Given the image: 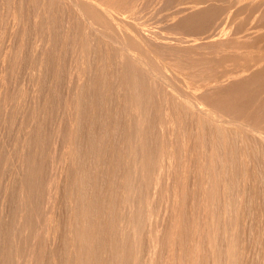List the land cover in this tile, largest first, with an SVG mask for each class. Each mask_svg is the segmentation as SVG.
<instances>
[{
    "label": "bare ground",
    "instance_id": "obj_1",
    "mask_svg": "<svg viewBox=\"0 0 264 264\" xmlns=\"http://www.w3.org/2000/svg\"><path fill=\"white\" fill-rule=\"evenodd\" d=\"M25 1L33 2L30 3V5H38V10H34L33 8L34 13L31 17L29 14L32 13L28 10L27 16L29 15V18L26 17V20L23 18L18 21L15 19L18 15H13L14 19H11V15L9 21L12 20V23L10 21L8 26H0V43L6 42L7 39H10L12 42L14 40L13 37L18 33H28L25 35H27V37L29 36V40L31 39L28 47L29 55L33 60L37 59L40 61L38 77L36 79H31L32 82L33 80H38V84L36 83L38 87H35L36 84H33L29 80L36 89L39 88L40 83L42 84L40 86L43 87L46 80L51 79L50 81L56 82L57 79L61 77V68H66V60L64 61L62 59V52L60 51H63L65 48L64 52L66 56L69 55L67 54L68 52L71 53V58L69 60L71 64L69 65L67 63L70 69L67 67L68 73L63 71V74L65 73V77L68 76L67 82L69 91H73L71 93L74 94V96L71 95V97L73 96L75 99L76 108L74 109H76V115L82 116L83 120L89 123L90 126L86 128V131H96V127H98L101 132L102 129L101 137L107 140L106 146H108L109 143V146L111 144L110 149L113 151L119 148L124 152L123 156L121 154V158L119 154H117V156H119L118 160H113L111 158L110 162L105 161L101 157L103 161H100L103 163H111V165L113 164L112 167H115L114 164H116L117 170L114 169L113 171L118 173L116 174L118 177H116L111 170L113 173H110L115 177L117 182H111L110 180L112 183L110 184L108 181H105L108 182V184L101 188L102 181L99 183L100 173L107 164H105L103 168L102 163L100 164V161L98 162L96 160L99 166L102 167V169L100 168L102 171H98L100 169L99 167L97 169L98 165H96L97 163H94L93 160L92 162L94 165L92 166L94 167L91 168L88 158H90L89 156L92 157L94 154L91 153V155H89L87 151L89 152L90 149L88 147V149L85 150V146L84 153L80 155L76 152V154L72 155V158H70L72 164H70L71 168L69 165L68 169L71 171H69V175L72 176L70 177V188H67L69 190H67L69 192L68 200L67 197H62L66 199V204H68L69 215L67 214V218L70 216V220H66L68 223L65 222L67 223L66 226L63 225L65 227H63L65 230L63 237L67 241L65 245L67 247L64 246L67 257L64 259L63 255L60 257L58 256V254L63 251H61L59 244L61 239H59L58 243V237L56 235L52 238L50 237L52 235H49L47 237L48 239H46L48 241L47 243H44L45 241L41 238L42 242L50 251L51 263L264 264V257L258 259L254 256V252L253 254L250 253L251 249L255 247L250 248V244L246 243L249 244L248 247L250 248L247 249L245 245V234L247 235V227H245L247 225L246 220H248L249 214H252L250 210L253 208L250 206L251 200L253 201L250 194L252 193V189H254V192H257V195L261 194V191L264 193V187L262 188L261 186V183L264 185V43L262 42L264 41V0H235V11L233 10V13H235L238 19L246 13L247 19L243 17L240 19L241 21L237 19L240 21L238 22L239 25L229 33L221 31L224 27L227 29L229 25H225L227 21L230 20L229 9H227L229 14H224V10L226 9V2L224 0H188L189 2H185V0H170L169 6L167 4L165 5V0H18V3L22 5ZM30 5L28 4V6ZM10 6L12 5L10 4ZM228 6L229 5H227V7ZM233 6L232 4L229 8H233ZM12 7H14V5ZM61 10L67 11L68 15H65L68 16V19H66L67 22L64 19L67 23L66 25L64 24L65 22L62 23L67 26V29H65L63 25L65 30L62 28L64 33L62 31L61 34L64 36H62V42L60 41L61 46H58V37H60L58 33L61 29L58 32L59 25H57L58 19L55 13ZM11 13H13V10ZM22 13L24 12H21L19 17ZM64 13L62 12V14ZM125 13H130L131 16H123ZM23 16L24 15L21 17ZM232 17L231 19L234 21L235 18L234 16ZM142 18L153 19L155 23L152 25V20H149L151 23L147 21L149 25H146L144 24L146 22H143L146 21L144 19L142 21L143 24L142 22L137 23L138 20ZM30 19L32 23L29 22ZM249 19H253L252 22L254 21V23L251 22V24ZM233 21H230L232 25L235 24ZM176 31H181V33L183 32L184 34L176 33ZM38 34H41L40 39ZM23 39L25 40V38ZM67 39L71 40L69 41ZM52 40H54L55 45L52 44L54 46L51 47L47 42L49 41L51 43ZM224 42L231 44L246 43V45L248 44L247 47L257 51L250 57L248 54H244L246 51L242 53V47L239 49L237 47L236 51L232 53L228 52L229 56H242L248 61L247 64L239 65L240 61H236L239 63L237 64L239 67H224V73L220 72L222 74H218L217 71L219 70L214 71L216 67L213 68L216 65L215 61L214 66L212 65L214 70L212 68L211 70L215 73L217 72V74H210L209 71L206 73L202 71L200 73L201 69H203L200 66L203 67L204 63H202V54L198 52V50L200 48H205L206 45H210L211 47L213 44L216 46V43L220 44ZM46 44L49 47H47ZM6 47L8 46L6 45ZM216 47H220L219 50L225 48L219 45ZM216 47H214L213 50H215ZM227 48L228 47H226V49ZM20 49L21 48H19V50ZM53 49L59 50L60 60H63H61V64L58 62H55V64L54 60L51 59L53 57ZM229 49L230 48H228L227 51H229ZM237 49H241V52L237 51ZM6 50H3L4 54H9L10 56V52L8 53L9 49ZM206 50L205 52H209ZM230 50H232V46ZM5 51L8 54L5 53ZM22 51L17 52L21 53ZM0 52L3 53L2 51ZM217 52L221 53L222 51L219 52L217 50ZM212 53L209 54V56L216 55L218 57L217 54H214V52ZM4 54H2V56ZM15 55L17 56V54ZM22 55H24V52ZM91 55H97V60H99L96 62L97 65H95V73L92 72L95 74V80L93 81L94 90L92 94L88 92L93 89L89 88L91 87L89 82L92 80L90 81L89 78H91V76H88L91 74V67L93 66L89 64ZM198 55L201 57H198ZM205 55V57H209L208 53H205ZM67 57L64 59H67ZM78 57L81 63H78L76 68L77 71L74 72L73 69H75V65L79 62L76 61ZM27 58L29 60V57ZM75 58L76 60L74 61ZM212 59H215V56L214 58L212 57ZM212 59L210 60L212 61ZM11 60L14 61V59H10V62H7H9L12 67L13 64ZM50 60H53V65L51 66L49 65ZM213 62L214 61H212V63ZM3 63L4 61L1 65H3ZM31 64H33V62H31ZM37 64H34L35 67ZM34 65H32V71H35L33 70ZM170 66L197 68V71H195L199 73L195 72L196 75H194L198 79L197 85L192 87L187 85L188 82L186 83V79H188V77L186 78L183 74L184 78L183 76H179L180 73L173 71ZM5 67L6 68H2L7 69V66ZM29 67L31 68V66ZM208 68L209 67L206 65V69H204L207 71ZM28 69L29 68H27V70ZM87 70L90 72L89 74H87ZM36 71L38 72V70ZM33 73L30 71L28 77L37 76H29ZM73 73H75L76 76L73 75ZM4 74H2V77ZM5 76L6 75H4V77ZM113 78L117 81L116 85L112 83ZM62 79L65 81L64 77ZM62 79L58 82L62 81ZM1 80L2 78H0V81ZM2 81L5 82V80ZM50 81L47 83H50ZM194 81L193 83L195 84L196 81ZM51 85H54V83ZM113 86L117 89L116 92H118L116 95L118 104L116 105H114L115 100L112 101V99L116 98L110 96L112 95L111 89H113ZM56 89L59 88L56 87ZM80 89H86L85 93L81 91L85 95L80 96ZM31 91L30 93L32 95L33 90ZM31 95L30 98L32 100L35 96L31 97ZM47 96H49L48 93ZM95 96L97 97L98 107L101 106L102 108H106V104L109 105L107 102L110 100V102H114L113 105L115 107L122 108V110H120L127 113V119L122 122L116 121L117 119H115L114 112L115 118L113 119H115V121H111L107 118L108 112L104 111L105 108L103 109V112H105L103 115L104 118L100 116L101 112L98 113V111H96L99 108L97 109L95 106L97 105ZM46 98L45 101H49L46 100ZM85 98H89L88 100L90 101L89 103L86 101V106H84L85 104L82 105V101L85 100ZM65 99H63V105L66 104ZM31 100L30 102L33 101ZM52 101L50 99V103ZM46 103L45 106L47 105ZM50 103L48 105H50ZM45 106L43 107L45 108ZM52 106L50 105V107ZM66 106H68V103ZM13 107L15 106L13 105ZM115 107L112 109L115 110ZM102 108H100V110H102ZM69 110L70 109H68V111ZM120 110L119 113H121ZM111 113L113 115L112 111ZM111 113L109 114L111 115ZM46 114L45 116H47ZM96 114H99V116L103 118H101L102 121L101 119L98 120L100 122L98 126L95 120L99 116H96ZM117 115L118 114H116V116ZM40 117L43 118V116ZM71 117H69V120ZM33 120L35 121V119ZM73 120L70 121V123L73 122ZM45 121L47 122V120ZM78 122L79 121H77V123ZM27 123V125L24 123L25 125L23 127L26 126L27 128L29 122ZM31 123H33V121ZM78 124L82 123L79 122ZM30 125L32 126V124ZM30 125L28 126L30 127L29 130L26 131V133L24 132V139L22 140L24 144L30 143L34 146L36 143V134L38 132L36 131L35 134V131L32 130ZM65 125L68 124L66 123ZM65 125H63V127ZM83 126V129H85V124ZM18 127L21 126L19 125ZM75 128L76 126L72 129L73 131L71 133L74 132ZM10 130L12 129H9V131ZM62 130L65 131L63 128ZM9 131L7 133L10 134ZM42 131L39 137L41 135H46L45 132H43L45 134H41ZM63 131H60V133H64ZM4 133H6V131ZM68 134L69 133L65 136H68ZM73 134L71 135L72 137ZM76 134V139H78L79 134H77L78 136ZM22 135L23 134H21V136ZM83 135H86V133ZM71 136L69 135V138ZM93 136L92 139L98 137V135L95 136L94 134ZM42 137L40 139L43 140ZM72 137L71 143H73ZM89 137L91 138V136ZM105 137H107V139H105ZM47 141H49V138ZM102 141V139L101 141L98 139L97 142L95 140V144H91V141L89 142L92 147L95 146L94 148H98L99 150L95 149V151H98V153H95L96 157L102 155L100 154V150L103 145L105 146V142ZM40 142L41 140L39 143ZM40 145H42V147L38 148V150L40 149L39 153L41 157L39 159L37 158V149H35L34 154H19V151L16 149L20 157L18 158L20 160V163H18L20 168L18 170H22L25 173L20 177L18 183V185H20L19 187H21L18 191L21 192L20 200L22 203L21 212L20 215H18L20 219L18 220L19 224L23 226L24 229H28L27 226L38 227L40 224H45L42 230H44L43 228L48 229L46 225H49V223L52 224L51 221L54 218L53 216L57 213L56 210L55 214L51 216L55 211H53V209L57 205L56 201L59 197L58 189L62 182L60 183L58 180L60 175L58 174L59 177H57V173L54 171L53 160H51L53 163L51 162L50 172L47 169V163L50 162L49 155L52 150H46L43 146L44 144ZM96 145L98 147H96ZM9 146H11V144ZM36 146H38V144ZM25 147L26 146L23 147V150H25ZM92 147L91 149L94 151ZM106 148L105 150L107 151ZM16 150H14V152H16ZM65 154L67 155V153ZM104 154H107V152L105 153L104 151ZM65 157L63 156L64 161L66 160ZM99 157L97 158L98 160ZM108 157L106 156V159ZM114 157L116 159V155ZM18 159L16 160L18 161ZM60 161L62 162V160ZM67 167L68 166H66V168ZM63 169L65 168L63 167ZM105 169L108 170V168ZM57 171H59V169ZM60 172H62L61 175L63 176L62 168ZM111 175L109 177H111ZM252 176L253 178H251V181L250 177ZM64 178H66V176ZM60 179L62 180L63 178ZM112 180H114V178ZM67 182H69V180H67ZM62 187H65V185ZM63 191L66 192V190ZM65 192L60 195H65ZM60 200L58 203L63 201ZM255 201L257 202V200ZM2 206L3 205H1V207ZM259 206L260 205H258V208H260ZM60 207L62 206L60 205ZM255 208L256 206L252 212L254 210H259ZM12 211L14 213L16 210ZM2 214L3 213H1V215ZM72 218L73 220H71ZM15 220H17V218ZM13 221L14 220H12V222ZM56 221L59 223L61 220ZM6 222L5 224H8ZM62 222L64 223V221ZM251 224L253 225L254 223ZM9 225H11V223ZM259 225L260 223L258 226ZM261 225L264 227L263 224ZM53 226L54 225H52V227ZM59 226L61 225L59 224ZM18 227L19 226H17V230ZM52 227H50V231ZM250 227L249 229L251 230ZM58 228L56 227L54 229L57 231ZM21 230H23L22 227ZM36 230L38 229L36 228ZM241 230H243V232H240ZM12 231H14L13 228L11 232ZM16 231H14V234H17L15 233ZM32 231L33 230H31V233L33 235ZM1 232L5 233L6 231ZM258 232L261 231L259 230ZM8 233L6 235L7 237L9 236ZM252 234L254 235L255 233ZM261 234L264 235V232H261ZM4 235L1 234L0 237L5 238L2 237ZM10 235L12 236L13 234ZM6 240L9 239L7 238ZM13 240L16 241L15 238ZM9 241L12 243L11 240ZM31 241L33 242V240ZM257 241L259 242L260 239ZM257 241L255 242L257 243ZM5 242L3 240L2 244L4 245ZM16 242L18 243V241ZM34 246L30 247L24 264H42L41 259L43 257L40 258L38 254H36L40 252L39 250L35 251L36 253L34 252L36 249V247L34 249ZM6 247L4 246L5 249ZM257 249H260V247ZM6 250L8 251V249ZM10 250L11 249H9V251ZM7 251L4 252L3 249H0V264L8 263L6 258L8 255H5V253H8ZM17 251L19 250L17 249ZM44 252L45 255L48 253L46 251ZM17 253L20 254V252ZM62 260H66L65 263ZM10 264H12V261Z\"/></svg>",
    "mask_w": 264,
    "mask_h": 264
},
{
    "label": "rangeland",
    "instance_id": "obj_2",
    "mask_svg": "<svg viewBox=\"0 0 264 264\" xmlns=\"http://www.w3.org/2000/svg\"><path fill=\"white\" fill-rule=\"evenodd\" d=\"M5 1V2H4ZM16 1V2H15ZM167 1V2H166ZM189 1H193V0H189ZM188 0H185V2H189ZM225 2H226V4L225 3H222V4H225L226 5V9L224 10V14L225 15H227V14H229V11H230V14H229V16H230V20L229 21H227V23H226V25L225 26H227V25H229V26H227V29L224 27L221 31H224V32H226V33H229L230 31L232 32L233 31V29H235L238 25H239V23L238 22H240L241 20L240 19H242V17L243 18H246V16H247V14L246 13H244L243 15H242V17H240V19H238L236 16H235V13H233L234 11H235V0L233 1V0H224ZM26 2V4H27V2L28 1H25ZM25 2L22 4V5H20L19 3H18V0H0V22H2V23H0V26H2V27H5V26H8L9 25V22L11 21V23H12V20H10L9 21V18H11V15H12V18L11 19H14V16L16 15H18L17 16V18L15 17V19H17L18 21L19 20H21V19H23L24 18V20H26L27 18L26 17H28L29 15H30V17L33 15V8H34V10H38V5H36V4H31L30 5V3H33V2H28V4L30 5V6H28V4L26 5L25 4ZM139 2V1H138ZM222 2V1H221ZM231 2H233V3H231ZM10 4L13 6L14 5V7H12V6H10ZM168 5L169 6V4H170V0L168 1V0H165V5ZM234 5L233 6V8H229L230 7V5ZM35 5H36V7H35ZM227 5H229L228 7H227ZM6 6V7H5ZM16 6V7H15ZM10 7V8H9ZM232 7V6H231ZM6 8H8V9H6ZM20 8H23V9H20ZM26 8V9H25ZM32 10H31V9ZM16 9H17V12H16ZM227 9H229V11L227 12ZM12 10H13V13H11L12 12ZM28 10H29V12L30 13H32V14H29L28 16H27V13H28ZM232 10V11H231ZM234 10V11H233ZM7 11H10V12H7ZM64 11H65V13H64ZM2 12V13H1ZM17 14H16V13ZM21 12H24V13H22V15H24L23 17H21L22 15H20V17H19V14H21ZM62 12L64 13V14H62ZM233 15H232V14ZM6 14V15H5ZM10 14V15H9ZM59 14V15H58ZM60 14H62V15H60ZM68 15V13H67V11L66 10H61V11H59V12H57V13H55V16L57 17V25H59V29H58V32L60 31V29H61V31L58 33V34H60L59 36L60 37H58V39H59V44H57L58 46H61V44H60V41L61 40H63L62 39V36H64V35H62L61 33H62V31H63V33H64V30L65 29H67V26H65L67 23V20L66 19H68V16H66V15ZM125 14H127V15H125ZM123 16H131L130 15V13H125ZM14 15V16H13ZM58 15V16H57ZM63 15H65V16H63ZM10 16V17H9ZM61 16V17H60ZM62 16H63V18H62ZM232 16H234V21H233V19H231V18H233ZM29 18V17H28ZM63 19V21H62V19ZM251 18V17H250ZM60 19H61V21H60ZM64 19H65V21H64ZM143 19L144 18H142V19H139L138 20V22L137 23H141L142 21H143ZM240 20V21H238V20ZM247 19V18H246ZM5 20H7V21H5ZM144 20H146V21H143V22H146V23H144V24H146V25H149V24H147L148 22L147 21H149L150 19H144ZM152 20V21H151ZM150 21L152 22H150L149 21V23H151L152 25L155 23L154 22V20L153 19H151ZM233 21V23H235V24H233L232 25V22H230V21ZM250 20V23L252 22V20L253 19H249ZM248 20V21H249ZM29 22H31L32 23V21H31V19L29 20ZM63 22H65L64 24H62ZM136 22V21H135ZM143 22H142V24H143ZM228 22H230V23H228ZM59 23V24H58ZM61 23V24H60ZM252 23H254V21L252 22ZM251 23V24H252ZM5 24V25H4ZM150 24V25H151ZM61 25H62V27H61ZM63 25H64V27H65V29H64V27H63ZM231 26H232V28H231ZM249 26H250V24H249ZM64 30H63V29ZM22 33V32H21ZM21 33H18L17 35H15L14 37H13V41L11 42V40L10 39H7L6 40V42H4L8 47H6V45L3 43V42H1L0 43V51H2L3 53H1L0 52V67L2 66V67H4V68H6L5 66H7V69H4V68H0L1 69V75H0V78H2V80H5V82H3L2 80L0 81V235L1 234H5L4 236H2V237H5V238H1L0 237V249H3V251L4 252H6L7 250L6 249H8V253H5V255H8L6 258H7V264H10L11 263V261H12V264H24L25 263V261H26V257H27V254H28V251H29V249H30V247L31 246H34V249H35V247H36V249L34 250V252L35 251H40V252H38V253H36V254H38V256L40 257V258H42L41 260H42V264H52L51 263V260L52 259H50V251L48 250V247H46V245L44 244V243H47L48 241L46 240V239H48L47 237L49 236V235H52V236H50L51 238L54 236V235H56L57 237H58V243H59V239H61L60 240V247H61V251H63L62 253H59L58 254V256L60 257V256H62L63 255V258L65 259L66 257H67V254H66V249H65V247H67V246H65L66 244H67V241H66V239L63 237V234H64V226L63 225H65L66 226V224L68 223V221L70 220L69 218H70V216H69V218H67V214H68V204H66V199H63V198H66L67 197V200H68V196H69V188H70V177L72 176V175H69L70 174V170L68 169L69 168V165L70 164H72V160L70 161V158H72V155H75L76 154V152H77V154H80L81 155V153H84V146H85V150H87L88 149V147H89V149H90V151L88 152L87 151V153L89 154V155H91V153H93L94 155L93 156H95L96 157V152L98 153V148H94L95 146H91V144L92 143H94L95 144V140H96V142L98 141V139L101 141V139L103 140L102 142H105V146L107 145V140H104L102 137H101V135H102V129H101V132H100V128H98V127H96V131L95 130H90V131H86L87 129L86 128H88V126H90L89 125V123H86V121L85 120H83V118H82V116H78V115H76V109H74V108H76V104H75V99L73 98V96H74V94L73 93H71V92H73V91H69V85H68V79H67V77H65L66 75H65V73L63 74V71L64 72H66V73H68V68H69V66H68V64L70 65L71 63H70V58H71V53H67V54H69V55H65V52H64V50H65V48H64V50L63 51H60V52H62V56L61 57H63L62 59L66 62V68H61V74H60V76L61 77H59V79H57V81L55 82H52V81H50L51 79H49V80H46L45 82L47 83V82H49L50 81V83H44L45 85H43V87H41L40 85H42L41 83L39 84V88L38 89H36L35 87H38V80H33V82H32V80L31 79H33V78H37L38 77V74H39V69H38V67L40 68V61H38L37 59H32V57L29 55V50H28V47H29V43H30V40L28 39V37H27V35H25V34H28V33H26V32H23L22 34ZM176 33H179V34H184L183 32L181 33V31H176ZM20 34H21V36H20ZM23 35V36H22ZM41 34H38V37H39V39L41 38V36H40ZM26 36V37H25ZM182 36V35H181ZM25 38V40L23 39V38ZM46 37H47V35H46ZM33 38V37H32ZM12 39V38H11ZM67 40H71V39H67ZM9 41V42H8ZM68 41V42H69ZM62 42V41H61ZM263 43H264V41H262ZM48 43V45L49 46H54L55 45V42H54V40H52L51 41V43L48 41L47 42ZM70 43V42H69ZM52 44H54V45H52ZM218 43H216V46H223V47H225V48H223V50H222V48H221V50H219L220 49V47L218 48V47H216L215 46V44H213V45H211V47H210V45H206V47L205 48H200L199 50H198V52H201V54H202V58H203V60H202V63H204L203 64V67L202 66H200L201 68H203V69H201V71H200V73L202 72V71H204L205 73L206 72H208L209 71V73L210 74H212V73H215L214 71H216V70H219V71H217L218 72V74H222V73H220V72H223L224 73V67L225 68H228V67H232V66H237V64H239L238 62L240 61V64L239 65H242V64H247L248 63V61L247 60H245L242 56H236V57H232V56H229V53L231 52H233V51H236V48L238 47V49L239 48H241L242 49V53H244L245 51V53L244 54H248L250 57L253 55V53L254 52H256L257 50H253V48L251 49L250 47H247V45H246V43H243V44H234V43H220V44H218ZM230 44V45H229ZM260 44V43H259ZM2 45V46H1ZM47 44H46V46L47 47H49ZM239 45H240V47H239ZM231 46H232V50H230L231 49ZM2 47V48H1ZM4 47V48H3ZM203 47V46H202ZM208 47H210V48H208ZM214 47H216V49L220 52V51H222L221 53H218L217 52V50L215 49V50H213V48ZM226 47H228V48H230L229 49V51H227L228 50V48L226 49ZM19 48H24V49H20L19 50ZM59 48V47H58ZM9 49V51H8V53L10 52V56H9V54L6 52L7 50ZM206 51H209V52H205V50ZM212 51H211V50ZM226 49V50H225ZM237 49V51H239V52H241L240 50H238ZM3 50H6L5 51V53H7L8 55H6V54H4V51ZM17 51H22L21 53L23 54V52H24V55H22L21 53H19V52H17ZM69 51H71V50H69ZM226 51V52H225ZM60 52H59V50L58 49H56V50H54L53 49V53H52V55H53V57L51 58V59H53L54 60V63L55 62H58V63H62V61L60 60ZM203 52H204V55H205V53L207 54L208 53V56H209V54H211L212 52H214V54H217L218 55V57L216 56V55H210L208 58H209V60H208V58L207 57H205V56H207V55H203ZM211 52V53H210ZM216 52V53H215ZM229 52V53H228ZM2 54H4L3 56H2ZM12 54V55H11ZM15 54H17V56L15 55ZM21 54V55H20ZM65 56H64V55ZM213 54V53H212ZM221 55V56H220ZM7 56H9V57H7ZM29 57V60H28V58L27 57ZM97 55H91L90 56V58L91 59H89V64L92 66L91 67V74H89L90 72L87 70V74H89L88 76H91V78H89V80L91 81V82H89V85H91V87H89V88H93L91 91H88V92H90L91 94H92V92H93V90H94V86H93V81L95 80V74H93L92 72H94L95 73V65H97L96 64V62H98L99 60H97V58L98 57H96ZM214 56H215V59H212V57L214 58ZM17 57V58H16ZM67 57V59H64V58H66ZM95 57V58H94ZM198 57H201V56H199L198 55ZM19 58V59H18ZM31 58V59H30ZM94 60H93V59ZM207 58V59H206ZM10 59H14V61H12L11 60V63L13 64V66H14V68H13V66L11 67L10 66V64H9V60ZM210 59H212V61H214L213 63H212V61L210 60ZM239 59H241V60H239ZM1 60H3L4 61V63L5 64H7V65H5L4 63H3V65H1V63L3 62V61H1ZM53 60H50L49 61V65L51 66V65H53ZM67 60H68V62H67ZM76 60V58L74 59V61ZM96 60V61H95ZM209 61V63H208V61ZM227 60V61H226ZM7 61H9V62H7ZM30 61V62H29ZM61 61V62H60ZM76 61H79V62H77V64L75 65V69H73L74 70V72H76L77 71V65H78V63H81L80 62V58L78 57L77 58V60ZM90 61H92L93 62V64H92V62H90ZM205 61V62H204ZM211 61V62H210ZM215 61H216V65L214 66V64H215ZM229 61V62H228ZM236 61H238V62H236ZM31 62H33V64H31ZM38 65H36V67H35V63ZM64 62V63H65ZM219 62V63H218ZM227 62H228V64H229V66H228V64H227ZM230 62H231V65H230ZM14 63H17V64H14ZM57 63V64H58ZM68 63V64H67ZM75 63V62H74ZM212 63V64H211ZM11 64V65H12ZM29 64V65H28ZM56 64V63H55ZM27 65V66H26ZM32 65H34V67L36 68H34L33 67V70H38V72L36 71V73H35V71H32ZM206 65H207V67H209L208 69H207V71L205 70L206 69ZM209 65V66H208ZM212 65L214 66L213 68H215L216 67V69L214 70L213 68H212ZM239 65L237 66V67H239ZM29 66H31V68L29 67ZM68 67V68H67ZM220 67H222V68H220ZM12 70H11V69ZM27 68H29L28 70H29V72L31 71V73H33V74H30L29 76H31V75H37V76H31V78L30 77H28V70H27ZM94 68V69H93ZM170 68L173 70V71H176V72H179L180 74H179V76H185L186 78L188 77V79H186V83H187V85H189V86H195V85H197V81H198V79L194 76V75H196V73H199V72H196L197 71V68L196 69H194V68H180V67H178V66H174V67H172V66H170ZM205 68V69H204ZM211 68L214 70H211ZM218 68V69H217ZM3 69H4V71H3ZM31 69V70H30ZM70 69V68H69ZM178 69V70H177ZM184 69V70H183ZM193 69V70H192ZM199 69V68H198ZM183 70V71H182ZM187 70V71H186ZM196 70V71H195ZM200 70V69H199ZM12 71V72H11ZM193 71V72H192ZM213 71V72H212ZM28 72V73H27ZM196 72V73H195ZM217 72L215 73V74H217ZM5 73V74H4ZM27 73V74H26ZM192 73V74H191ZM2 74H4V75H6L5 77H4V75H3V77H2ZM183 74V75H182ZM24 75V76H23ZM64 75V76H63ZM68 75V74H67ZM73 75H75V73H73ZM76 76V75H75ZM184 76H183V78H184ZM7 77V78H6ZM23 77V78H22ZM27 77V78H26ZM64 77V79H65V81L62 79ZM93 77V78H92ZM25 78V79H24ZM62 79V81H60V82H58L59 80H61ZM21 79H23V80H21ZM190 79H191V82H190ZM21 80V81H20ZM29 80L33 83V84H36L35 85V87H34V85L31 83V82H29ZM88 80V81H89ZM196 82H195V81ZM9 81V82H8ZM193 81L195 82V84L193 83ZM19 82H20V84H19ZM27 82V83H26ZM67 82V83H66ZM2 83V84H1ZM22 83V84H21ZM30 83V84H29ZM54 83V85H51V84H53ZM63 83V84H62ZM66 83V84H65ZM113 84H115L116 85V83H117V81L113 78V82H112ZM28 84H29V88H28ZM32 84V85H31ZM15 85V86H14ZM17 85V86H16ZM50 87H49V86ZM64 85V86H63ZM5 86V87H4ZM26 86V87H25ZM68 88H67V87ZM18 87V88H17ZM23 88V91H22V88ZM32 87V88H31ZM56 87H58L59 89H56ZM9 88V89H8ZM14 88V89H13ZM16 88V89H15ZM27 88V89H26ZM113 89H111V92H112V95H110L111 97H113V98H116V99H112V101H114L115 100V103L114 102H112V104H111V102H110V100L107 102L109 105H107L106 104V108L105 107H98V102H97V97L95 96V98H96V102H97V105H95L96 107H97V109L98 110H96V111H98V113L99 112H101L100 114V116H102L103 117V115H104V113L107 111L108 112V114H107V118H109L111 121H115V119H117L116 121H125L127 118V113L124 111V112H122L121 110H122V108H119V107H115L114 105H116V104H118V99H117V93L118 92H116V88L113 86L112 87ZM20 89V90H19ZM25 89V90H24ZM33 90V96L31 95V93L30 92H32L31 90ZM48 89H49V91H48ZM63 89V90H62ZM82 89V88H81ZM79 90V94H80V96L81 95H85V94H83V93H85V90L87 89H83V90ZM11 90V91H10ZM28 90V91H27ZM36 90H38V91H36ZM44 90V91H43ZM113 90V91H112ZM26 91V92H25ZM41 91V92H40ZM83 93H82V92ZM8 92H12L11 94L10 93H8ZM36 92V93H35ZM43 92V93H42ZM113 92H115V93H113ZM29 95H28V94ZM46 93V94H45ZM47 93H48V95L49 96H47ZM71 93V94H70ZM82 93V94H81ZM58 94V95H57ZM70 94V95H69ZM90 94V95H91ZM30 95H31V97H34V99L32 98V100H31V98H30ZM40 95H42V96H40ZM55 95V96H54ZM67 95V96H66ZM71 95H73L72 97H71ZM14 96V97H13ZM46 96H47V98H46ZM94 96V95H93ZM10 97H12V98H10ZM18 97V98H17ZM24 97H26V98H24ZM42 97H45L46 98V100H49V101H45V98H42ZM52 97V98H51ZM55 97V98H54ZM58 97V98H57ZM59 97H61V98H59ZM65 97H66V99H65ZM10 98V99H9ZM65 99V103L66 104H64L63 105V102H64V100L63 99ZM13 99H15V100H13ZM17 99V100H16ZM21 99V100H20ZM25 99H26V101H25ZM32 101V102H30V100ZM50 99H51V101H52V99H53V101L50 103ZM63 101H62V100ZM89 98H85V100H83L82 101V105H84V106H86V101H87V103H89L90 101L88 100ZM24 100V101H23ZM45 102H44V101ZM61 100V101H60ZM67 100H68V102H67ZM92 100H93V98H92ZM23 101V102H22ZM41 101V102H40ZM85 101V102H84ZM95 101V100H94ZM47 102V103H46ZM50 103V105L52 106V107H50V105H48L49 103ZM60 102V103H59ZM84 102V103H83ZM35 105H34V104ZM45 103L48 105H46L45 106ZM67 103H68V106H66L67 105ZM113 103H114V105H113ZM11 104V105H10ZM31 106H29V105ZM122 104V103H121ZM9 105V106H8ZM13 105L15 106V107H13ZM91 105H92V103H91ZM111 105V106H110ZM113 105V106H112ZM43 106H45V108L43 107ZM93 106V105H92ZM94 106V108L96 109V107ZM103 106V105H102ZM108 106V107H107ZM38 107V108H37ZM58 108V109H56V108ZM69 107V108H68ZM109 107H111V108H109ZM115 107V110L114 109H112V108H114ZM30 108H32V109H30ZM41 110H40V109ZM100 108H102V110H100ZM106 110H105V109ZM109 110H108V109ZM116 108H119V109H116ZM33 109H35V110H33ZM44 111H43V110ZM68 109H70L69 111H68ZM74 109V110H73ZM103 109H104V111L105 112H103ZM121 109V110H120ZM10 110V111H9ZM12 110V111H11ZM37 110V111H36ZM40 110V111H39ZM52 110V111H51ZM67 110V111H66ZM114 110V111H113ZM119 110H120V112L121 113H123V114H121V113H119ZM7 111V112H6ZM30 111H33V112H30ZM111 111L113 112V115H112V113H111ZM118 111V112H117ZM11 112V113H10ZM12 112H13V114H12ZM58 112V113H57ZM61 112V113H60ZM74 112V113H73ZM103 112V113H102ZM114 112H115V117H114ZM117 112V113H116ZM16 113V114H15ZM39 113V114H38ZM47 113V114H46ZM69 113V114H68ZM109 113H111V115L109 114ZM9 114V115H8ZM45 114L49 117H47V116H45ZM116 114H118L117 116L119 117H117L116 116ZM125 114V115H124ZM33 115V116H32ZM68 115V116H67ZM71 115H72V117H71ZM40 116H43V118L42 117H40ZM59 116V117H58ZM96 116H99V114H96ZM99 116V117H100ZM122 116V117H121ZM4 117V118H3ZM12 117V118H11ZM30 117V118H29ZM33 117H35V118H33ZM61 117V118H60ZM69 117H71L70 118V120H69ZM76 117V118H75ZM97 117L96 118V120L95 121H97V126L98 125H100L99 123V121L98 120H100L102 117ZM112 117V118H111ZM17 118V119H16ZM65 118V119H64ZM104 118V117H103ZM102 118V119H103ZM113 118H115V119H113ZM122 120H121V119ZM124 118V119H123ZM24 120V122H23V120ZM33 119H35V121L33 120ZM55 119V120H54ZM74 119V120H73ZM77 119H79V120H77ZM102 119H101V121H102ZM26 120V121H25ZM30 120V121H29ZM39 120V121H38ZM45 120H47V122L45 121ZM73 120V122H71L70 123V121H72ZM75 120H76V122H75ZM108 120V119H107ZM22 121V122H21ZM33 121V123H31ZM67 121H69V122H67ZM77 121H79L80 123H82L83 125L85 124V129H83L84 128V126L82 125V124H78L77 123ZM84 121V122H83ZM21 122V123H20ZM27 122H29V125L30 124H32V126L34 127H32L31 125V128H32V130H34L35 131V134H36V131L38 132L37 134H36V143L34 144V146L36 147H34L33 146V144H28V143H26V144H24V141L22 140V139H24V134L26 133V131H28L29 130V128L30 127H28L27 126V128H26V126L25 127H23L25 124L24 123H26V125L28 124ZM53 122V123H52ZM57 122V123H56ZM77 123V124H75V123ZM41 123V124H40ZM60 123V124H59ZM68 124V125H65V124ZM75 124V125H73V124ZM71 124H72V127H71ZM88 124V125H87ZM21 126V127H18V126ZM41 125H43V126H41ZM46 125V126H45ZM61 125H62V127H61ZM63 125H65L64 127H63ZM82 125V126H81ZM37 128H36V127ZM40 126V127H39ZM76 126V128H75V130H74V132H76L77 134H79V136L76 134V133H71L73 130L72 129H74V127ZM45 129H44V128ZM71 127V128H70ZM16 128V129H15ZM41 130H40V129ZM58 128H60V129H58ZM62 128L65 130V131H63L62 130ZM78 128V129H77ZM80 128V129H79ZM2 129V130H1ZM9 129H12V130H10L9 131ZM17 129H19V130H17ZM27 129V130H26ZM58 131H57V130ZM71 129V130H70ZM83 129V130H82ZM43 130V131H42ZM46 130V131H45ZM63 131L64 133H60V131ZM6 131V133H4ZM10 132V134L9 133H7V132ZM18 131H20V132H18ZM42 131V133L41 134H45L46 133V135H41L40 137H39V135H40V132ZM68 131V132H67ZM70 131V132H69ZM81 131V132H80ZM25 132V133H24ZM43 132H45V133H43ZM52 132V133H51ZM66 132V133H65ZM93 133L95 136L96 135H98V137L97 138H95V139H92V136H93V134H91V133ZM4 135H3V134ZM12 133V134H11ZM15 133V134H14ZM67 133H69L68 134V136H65V135H67ZM71 133V134H70ZM86 133V135H83V134H85ZM88 133H89V135H88ZM20 134V135H19ZM21 134H23L22 136H23V138H22V136H21ZM47 134H49V135H47ZM58 134V135H57ZM73 134V137L71 136ZM75 134L78 136V139H76L77 137L75 136ZM13 137H12V136ZM18 135V136H17ZM54 135V136H53ZM69 135L73 138L72 139V142L73 143H71V137L69 138ZM81 135H82V137H81ZM87 135H88V137H87ZM9 136V137H8ZM37 136H38V138H37ZM43 136V137H42ZM49 136V137H48ZM89 136H91V138L89 137ZM4 137V138H3ZM6 137V138H5ZM43 138V140L46 142H44L42 139H40V138ZM45 137V138H44ZM49 138V141H47V139ZM50 137H52V138H50ZM66 137H67V139H66ZM75 137V138H74ZM88 139H87V138ZM94 137V136H93ZM101 137V138H100ZM90 138V139H89ZM3 139V140H2ZM12 139V140H11ZM75 139V140H74ZM81 139V140H80ZM84 139V140H83ZM105 139H107V137H105ZM6 140V141H5ZM16 140V141H15ZM41 140V142L39 143V141ZM52 140H55V141H52ZM83 140V141H82ZM91 142H90V141ZM94 140V141H93ZM2 141V142H1ZM5 143H4V142ZM8 141V142H7ZM83 143H82V142ZM85 141H87V142H85ZM91 143H89V142ZM93 141V142H92ZM7 142V143H6ZM44 142V143H43ZM53 142V143H52ZM55 142V143H54ZM76 142V143H75ZM48 143V144H47ZM58 143H59V145H58ZM71 143V144H70ZM6 144V145H5ZM11 144V146H9ZM38 144V146H36ZM40 144H44L43 146H44V148L46 149V150H52L50 153L52 154V156H51V154L49 155V160H50V162H48L47 163V169H48V171L50 172V165H51V160H53L54 161V163H53V168H54V171H56V173H57V177H59V175H60V177L58 178V180L60 181V183L62 182V183H64V184H62L61 183V185H60V187H59V189H58V195H59V197H58V195H57V197H58V200L56 201V203H57V205L55 206V208L53 209V213H52V215L51 216H53V214H55V212H56V210H57V213L55 214V216H53L52 218H53V220L51 221L52 222V224L51 223H49V225H46V228H48V229H45V228H43L44 230H42V227L44 226L45 227V224L43 225H39L38 227H36V226H31V227H28L27 226V228L28 229H24V227L23 226H21L20 224H19V220L18 219H20L19 217H18V215H20V212H21V208H22V203H21V192L20 191H18V190H20L19 188H21V187H19L20 185H18V183H19V180H20V177H22L23 176V174H25L22 170H18L19 168H20V165L18 164V163H20V160L18 159V158H20L19 157V154H21V153H23V154H34L35 153V149H37L38 150V148H40V147H42V145H40ZM51 144V145H50ZM56 144V145H55ZM84 144V145H83ZM87 144V145H86ZM90 144V145H89ZM104 144V143H103ZM4 145V146H3ZM13 145V146H12ZM2 146V147H1ZM24 146H26L25 147V150H23V147ZM33 146V147H32ZM56 146V147H55ZM59 146V147H58ZM92 148H94V151H95V149L96 150H98V151H92V149H91V147ZM104 145H103V147H102V149L100 150V154H102L100 157L99 156H97L96 158L95 157H91V156H89L90 158H91V160H90V158H88V162H89V164H90V166H91V168H93L94 166H92V165H94V163L96 162V160L99 162L100 160H102L103 161V159L105 160V161H107V162H110V160H111V158L113 159V160H118V157L120 156V158H121V154H122V156H123V151L122 150H120L119 148H116V151H113L112 149H110L111 147V144H110V146H109V143H108V146H106V147H108L109 148V150H108V148H106ZM9 147V148H8ZM12 147V148H11ZM31 147V148H30ZM53 147V148H52ZM57 147H58V149H57ZM68 147V148H67ZM96 147H98L97 145H96ZM14 148V149H13ZM104 148V149H103ZM105 148L107 149V151L105 150ZM19 151H17V150ZM6 150V151H5ZM10 152H9V151ZM14 150H16V152H14ZM34 150V151H33ZM58 152H57V151ZM68 152H67V151ZM70 150V151H69ZM73 150V151H72ZM76 150V151H75ZM81 150V151H80ZM103 150V151H102ZM113 152H112V151ZM120 150V151H119ZM92 151V152H91ZM104 151H105V153L107 152V154H104ZM19 154H18V153ZM32 152V153H31ZM40 149L38 150V152H37V158L39 159V158H41L40 157ZM72 152V153H71ZM108 152H109V154H108ZM115 152V153H114ZM38 153H39V155H38ZM56 153V154H55ZM61 153H62V157H61ZM65 153H67V155H66V157H65V155L64 154ZM69 153V154H68ZM114 153V154H113ZM54 154H55V156H54ZM58 154H59V156H58ZM104 154V155H103ZM111 154H112V157H111ZM117 154H119V156H117ZM108 157L107 159L109 160H107L106 159V156ZM116 155V159H115V157L114 156ZM63 156L65 157V159L67 160H63ZM105 158H104V157ZM67 157H69V158H67ZM99 157V160L97 159ZM103 159H102V158ZM114 157V158H113ZM54 158V159H53ZM57 158H59V159H57ZM110 158V159H109ZM16 159H18V161L16 160ZM60 160H62V162H64V163H62ZM68 160H69V162H68ZM94 160V161H93ZM17 161V162H16ZM55 161H56V164H55ZM91 161V162H90ZM94 163H93V162ZM102 161H100L99 163L101 164L102 163V167L104 168V166H105V164H107L106 165V167L105 168H108V170H106L105 168L103 169V171L101 170L102 169V167H100L99 166V163L98 162H96L97 164L96 165H98L97 166V169H98V167H99V169L100 170H98V171H102L101 173L103 174V176L106 174V173H108V174H106L104 177L102 176V174L100 173V178H99V183H101V181H102V184H101V186H100V188L103 186H106L107 184H108V182L110 183V184H112L111 182L112 181H114L115 183L117 182V180H115V177L113 176V175H115L116 176V174H118L117 172L115 173L113 170L114 169H116L117 170V167H116V164H114L115 165V167L113 166L112 167V165H111V163H107V162H105V163H103ZM116 162V161H115ZM69 163V164H68ZM91 163H93V164H91ZM60 164V165H59ZM18 165V166H17ZM64 165V166H63ZM17 166V167H16ZM60 166V167H59ZM66 166H68L67 168H66ZM111 166V167H110ZM57 167H59V168H57ZM63 167L65 168V169H63ZM58 170L59 169V171H57L56 169ZM61 168H62V170H63V176L61 175V173L62 172H60L61 171ZM70 168H71V165H70ZM46 169V170H47ZM68 169V170H67ZM66 170V171H65ZM107 172H106V171ZM115 173H113L112 171ZM21 171V172H20ZM68 171V172H67ZM70 171V172H69ZM113 173V175H111V173ZM59 174V175H58ZM64 174H66V175H64ZM19 177H18V176ZM111 175V177H109ZM66 176V178H64ZM67 176H68V178H67ZM107 176V177H106ZM103 177V178H102ZM114 178V180H112L113 178ZM116 177H118V176H116ZM60 178H63L62 180L60 179ZM112 178V179H111ZM251 178H253V176L252 177H250V179ZM18 181H17V180ZM69 180V182H67V180ZM109 179V180H108ZM117 179V178H116ZM110 180H111V182H110ZM105 181H108V182H105ZM251 181H252V179H251ZM103 182H104V185H103ZM114 182H113V184H114ZM109 184V185H110ZM63 185H65V187H62ZM115 185V184H114ZM261 186H262V188L264 187V185L261 183ZM17 187V188H16ZM65 188V189H64ZM68 188V189H67ZM89 188V187H88ZM63 190H66V192L65 191H63ZM68 190V191H67ZM20 192V193H19ZM64 192L66 193L65 195H60V194H64ZM255 194V195H254ZM67 195V196H66ZM253 195V196H252ZM6 196V197H5ZM250 196H251V199H253V201L251 200V204L253 203V204H255V205H251L250 204V206L251 207H253V208H251V210H250V212L252 213V214H249L250 216V218L248 217L247 219L248 220H250L251 221V223H254L253 225L250 223V221H248V220H246V226L245 227H247L246 228V233H247V235L245 234V236H246V238H245V245H246V247H247V249H250L251 247L253 248V247H255V248H253V249H251V251H250V253L251 254H253V252H254V256L255 257H257L258 259L259 258H261V257H264V255H263V253H264V235H262L261 234V232L263 233L264 232V227L261 225V224H263L264 225V193H263V191H261V194H259V195H257V192H254V189H252V193L250 194ZM9 197V198H8ZM63 197V198H62ZM254 197V198H253ZM5 198V199H4ZM11 201H10V200ZM61 199V200H60ZM257 200V202L255 201V200ZM62 201V202H59L58 203V201ZM256 202V203H255ZM61 203V204H60ZM63 203V204H62ZM258 203V204H257ZM11 204V205H10ZM67 206H66V205ZM1 205H3L2 207H1ZM5 205V206H4ZM14 205V206H13ZM60 205L62 206V207H60ZM258 205H260L259 207L260 208H258ZM20 206V207H19ZM256 206V208H258L257 210L258 211H256V210H254L253 212H252V210L254 209V207ZM2 208V209H1ZM15 208H17V209H15ZM255 208V209H256ZM5 209V210H4ZM10 211H9V210ZM12 210H16L14 213H13V211ZM261 210V211H260ZM261 213H260V212ZM257 212V213H256ZM1 213H3L2 215L4 216H2L1 215ZM12 213V214H11ZM256 215H255V214ZM258 213H260V214H258ZM16 216H15V215ZM254 214V215H253ZM8 215V216H7ZM69 215V214H68ZM258 215V216H257ZM16 217L17 218V220H15L16 218H14V217ZM74 216V215H73ZM2 217V218H1ZM55 217H57V218H55ZM74 217H76V216H74ZM253 217V218H252ZM4 218V219H3ZM6 218V219H5ZM61 218V219H60ZM257 220H256V219ZM14 220L13 222H12V220ZM62 219H64V220H62ZM69 219V220H68ZM4 220V221H3ZM56 220H61L59 223L56 221ZM66 220H68V221H66ZM71 220H73V218L71 219ZM260 220H262V221H260ZM2 221V222H1ZM7 221V222H6ZM62 221H64V223L62 222ZM77 221V220H76ZM256 221H257V223L259 224L260 223V225L258 226V224L256 223ZM5 222L6 223H8V224H5ZM15 222H18V223H15ZM55 222V223H54ZM57 222V223H56ZM65 222H67V223H65ZM11 223V225H9ZM61 223H63V224H61ZM249 223V224H248ZM59 224L61 225V226H59ZM4 225H5V227H4ZM52 225H54L53 227H52ZM255 225H256V228H258V229H256L255 228ZM8 226V227H7ZM17 226H19L18 227V230H17ZM58 226H59V228H58ZM251 226V227H250ZM258 226V227H257ZM260 226H261V228H260ZM21 227H22V229L23 230H21ZM50 227H52L51 228V231H50ZM58 228L57 229V231H56V229H54V228ZM64 227V228H63ZM249 227L251 228V230L249 229ZM12 228H13V230L14 231H16L15 233H17V234H14V231H12L11 232V230H12ZM26 228V227H25ZM36 228L38 229V230H36ZM254 228V229H253ZM260 228V229H259ZM10 229V230H9ZM54 229V230H53ZM253 229V230H252ZM256 229V230H255ZM262 229H263V231H262ZM22 231V232H20V231ZM28 230V231H27ZM31 230H33L32 232H33V235H32V233H31ZM36 230V231H35ZM49 230V231H48ZM260 230L261 232H258V231ZM1 231H6L7 233H8V237L6 236L7 235V233L5 232V233H3V232H1ZM38 231V232H37ZM40 231V232H39ZM249 231H251V232H249ZM254 231V232H253ZM18 232H20V233H18ZM24 232V233H23ZM35 232V233H34ZM56 232H57V234H56ZM240 232H243V230H241ZM249 232V233H248ZM256 232H257V234H256ZM251 233V234H250ZM252 233H255L254 235L252 234ZM260 233V234H259ZM10 234H13L12 236L10 235ZM20 234V235H19ZM29 234V235H28ZM41 234V235H40ZM241 234H243V233H241ZM259 234V235H258ZM15 235H17V236H15ZM38 235V236H37ZM61 236V238H60V236ZM250 235V236H249ZM253 235V236H252ZM34 236V237H33ZM43 236V237H42ZM248 236V237H247ZM252 236V237H251ZM257 236H259V237H257ZM260 236H262L263 237V240H262V237H260ZM18 239H17V238ZM49 237V238H50ZM253 237H255V238H253ZM9 239V240H11V242L13 243H10V241L9 240H6V239ZM16 239V241H18V243L15 241V240H13V239ZM41 238L45 241L44 243L42 242V240H41ZM45 238V239H44ZM33 240V242L31 241V240ZM63 239V240H62ZM256 239V240H255ZM260 239V241L258 242L257 240H259ZM3 240H4V242L6 243H4V245L2 244L3 243ZM15 243H14V242ZM61 241H63V242H61ZM248 241V242H247ZM253 241H254V243H253ZM255 241H257V243L255 242ZM262 244H261V243ZM8 243V244H7ZM33 243V244H32ZM35 243V244H34ZM63 243V244H62ZM246 243H249L250 244V246H249V244H246ZM252 243V244H251ZM11 244V245H10ZM16 244V245H15ZM261 246H260V245ZM2 245V246H1ZM15 245V246H14ZM255 245H257V246H255ZM4 246L6 247V249L4 248ZM8 246H9V248H8ZM11 246H13V247H11ZM18 246V247H17ZM37 246H39V247H37ZM65 246V247H64ZM250 248H249V247ZM64 247V248H63ZM260 247V249H257V248H259ZM14 248V249H13ZM39 248V249H38ZM262 248H263V250H262ZM5 249V250H4ZM9 249H11L10 251H9ZM17 249L19 250V251H17ZM46 251V252H48V253H46V255H45V252L43 251ZM65 249V250H64ZM256 249V250H255ZM42 250V251H41ZM16 251V252H15ZM60 251V250H59ZM263 251V252H262ZM17 252H20V254L19 253H17ZM41 252H42V254H41ZM43 252H44V254H43ZM259 252V253H258ZM262 252V253H261ZM65 253V254H64ZM48 254V255H47ZM23 255V256H22ZM44 255H45V257L47 258V260H46V258L44 257ZM19 256V257H18ZM22 256V257H21ZM25 256V257H24ZM260 256V257H259ZM48 257H49V259H48ZM255 257H254V259H255ZM256 258V259H257ZM257 259V260H258ZM17 260V261H16ZM20 260V261H19ZM23 260V261H22ZM48 260H50V261H48ZM9 261H10V263H9ZM62 261H64V263H65V261L66 260H62ZM256 261V260H255ZM15 262V263H14ZM66 264V263H65Z\"/></svg>",
    "mask_w": 264,
    "mask_h": 264
}]
</instances>
